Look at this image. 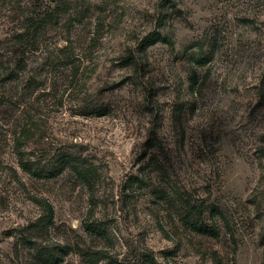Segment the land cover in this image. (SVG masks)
Here are the masks:
<instances>
[{"label":"rangeland","instance_id":"rangeland-1","mask_svg":"<svg viewBox=\"0 0 264 264\" xmlns=\"http://www.w3.org/2000/svg\"><path fill=\"white\" fill-rule=\"evenodd\" d=\"M0 68V264H264V0H0Z\"/></svg>","mask_w":264,"mask_h":264},{"label":"trees","instance_id":"trees-1","mask_svg":"<svg viewBox=\"0 0 264 264\" xmlns=\"http://www.w3.org/2000/svg\"><path fill=\"white\" fill-rule=\"evenodd\" d=\"M161 40L159 35L156 34L154 37L151 35H147L143 38L142 41V48H148L152 45H154L157 41ZM9 74H7L8 77ZM0 81L1 82H6V68H0ZM19 138L16 139V143L18 142ZM151 147V146H150ZM16 153H19L18 151ZM20 154V153H19ZM18 166L22 172L27 174L30 177H35V178H40V179H52L58 176L62 171L64 170H69L72 172L78 179L83 181L84 186L88 191H91V189L94 186V172L91 171L90 166L83 162L77 156V154H71V155H66L62 156L56 159L54 164H51L47 170L41 171V170H32L30 162L27 160H23L22 158L18 159ZM136 184L139 185L141 181L136 180ZM35 204L42 210L43 215H44V221L43 223L50 224L51 219H52V214L53 210L51 205L45 201V200H37ZM189 215H186L184 218H182V223L186 225L190 230L193 232L208 236L211 238H215L218 236V230L216 227H209L206 224L203 223H197L193 222L188 219ZM84 232L88 234H93L96 235L98 234V231L95 230L94 228L84 225L82 226ZM91 261V259H90Z\"/></svg>","mask_w":264,"mask_h":264}]
</instances>
